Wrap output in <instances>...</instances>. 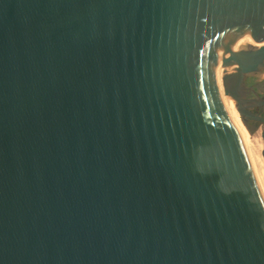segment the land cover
Wrapping results in <instances>:
<instances>
[{
  "label": "water",
  "instance_id": "95a60500",
  "mask_svg": "<svg viewBox=\"0 0 264 264\" xmlns=\"http://www.w3.org/2000/svg\"><path fill=\"white\" fill-rule=\"evenodd\" d=\"M263 76L264 0H0V264H264Z\"/></svg>",
  "mask_w": 264,
  "mask_h": 264
},
{
  "label": "bare ground",
  "instance_id": "6f19581e",
  "mask_svg": "<svg viewBox=\"0 0 264 264\" xmlns=\"http://www.w3.org/2000/svg\"><path fill=\"white\" fill-rule=\"evenodd\" d=\"M226 97L228 98L229 103L231 105V109H232V114H233L235 125L238 127L240 133L242 134V137H243L245 145L247 147L248 154L250 156V159H251V162H252V165H253L257 180H258V182L260 184V188H261L262 193L264 195V166H263V163L258 159L256 153L253 154L251 152V150L249 148V145H247V139H246L247 135L245 134L244 126H243V123H242V121L240 119L238 111L235 108V106H236L235 100L232 99L229 96H226ZM247 137H251V135L247 136Z\"/></svg>",
  "mask_w": 264,
  "mask_h": 264
},
{
  "label": "rangeland",
  "instance_id": "374dc122",
  "mask_svg": "<svg viewBox=\"0 0 264 264\" xmlns=\"http://www.w3.org/2000/svg\"><path fill=\"white\" fill-rule=\"evenodd\" d=\"M262 129L259 127L257 131H254L251 134V137H247V145H249V148L251 152L254 154L256 153L258 159L263 163L264 166V156H263V151H264V137L262 135Z\"/></svg>",
  "mask_w": 264,
  "mask_h": 264
},
{
  "label": "flooded vegetation",
  "instance_id": "af4514ba",
  "mask_svg": "<svg viewBox=\"0 0 264 264\" xmlns=\"http://www.w3.org/2000/svg\"><path fill=\"white\" fill-rule=\"evenodd\" d=\"M262 79L264 80V76L262 77ZM264 108V106H263ZM253 112L256 113V114H260V116L264 117V111L261 110L260 107H254L253 109ZM248 121L254 125V127L256 128L255 131H257L259 129V127H261L262 129V133H264V123L260 120H256V119H248Z\"/></svg>",
  "mask_w": 264,
  "mask_h": 264
}]
</instances>
